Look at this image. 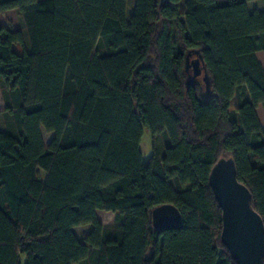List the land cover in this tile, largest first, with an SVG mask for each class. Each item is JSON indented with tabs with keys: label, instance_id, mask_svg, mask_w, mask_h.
Masks as SVG:
<instances>
[{
	"label": "trees",
	"instance_id": "1",
	"mask_svg": "<svg viewBox=\"0 0 264 264\" xmlns=\"http://www.w3.org/2000/svg\"><path fill=\"white\" fill-rule=\"evenodd\" d=\"M252 1L134 0L127 18V0H0V264H237L209 175L231 159L264 223V11ZM195 52L209 93L185 71ZM144 130L161 155L143 158ZM162 205L179 228H153ZM86 225L81 242L72 229Z\"/></svg>",
	"mask_w": 264,
	"mask_h": 264
},
{
	"label": "water",
	"instance_id": "2",
	"mask_svg": "<svg viewBox=\"0 0 264 264\" xmlns=\"http://www.w3.org/2000/svg\"><path fill=\"white\" fill-rule=\"evenodd\" d=\"M198 58L190 62L191 53L185 60V71L191 68L192 78L201 75L206 91L210 92V80ZM209 186L221 209V242L237 264H264V223L251 206L249 190L237 180L231 159L218 161L209 175ZM152 226L157 231L179 228L182 217L172 205H162L151 213Z\"/></svg>",
	"mask_w": 264,
	"mask_h": 264
},
{
	"label": "rangeland",
	"instance_id": "3",
	"mask_svg": "<svg viewBox=\"0 0 264 264\" xmlns=\"http://www.w3.org/2000/svg\"><path fill=\"white\" fill-rule=\"evenodd\" d=\"M221 1H225V0H221ZM184 2V0H183ZM183 2L181 4V8L180 10L183 12L184 11V6H183ZM133 5H134V0H127V18L131 15L132 10H133ZM248 9L251 10H260V11H264V0H255L252 1L250 3H248ZM5 20H7L10 23H13V26L15 28L20 29L23 33H24V38L26 39V41L28 40L27 38V34L25 33V28L23 25V21L21 16L17 13V12H13V13H9L8 15L5 16L4 18ZM258 59L262 62V67L264 68V56L262 54L258 55ZM190 74L192 75V70L190 68ZM202 78V76H201ZM200 78V81H201ZM4 110V102H3V97L0 91V129H4V123H3V117L1 115V112ZM256 114L260 123L261 128L264 130V112L262 110L261 106H258L256 108ZM42 136H43V140L44 143L47 145L53 138L52 134H48L46 133L44 130H42ZM163 141L161 140V138L159 136L156 137V139L153 141L149 132H147L146 130H144L141 142H140V151L142 153V156L144 159L149 158L152 153L153 150H157L158 153L161 155L162 151H163ZM39 173V178L40 180H43L45 178V173L41 170H38ZM23 256H22V260H23Z\"/></svg>",
	"mask_w": 264,
	"mask_h": 264
},
{
	"label": "crops",
	"instance_id": "4",
	"mask_svg": "<svg viewBox=\"0 0 264 264\" xmlns=\"http://www.w3.org/2000/svg\"><path fill=\"white\" fill-rule=\"evenodd\" d=\"M221 1V0H218ZM53 135V134H52ZM96 216L98 221L103 225V226H110L114 222V215L112 213H107V212H102V211H97ZM92 230V227L90 225L86 226H80V227H75L72 229L74 235L79 241H83L85 236Z\"/></svg>",
	"mask_w": 264,
	"mask_h": 264
}]
</instances>
